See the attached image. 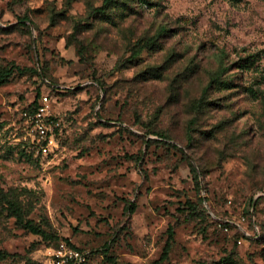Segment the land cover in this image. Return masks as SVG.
Wrapping results in <instances>:
<instances>
[{
  "label": "rangeland",
  "instance_id": "1",
  "mask_svg": "<svg viewBox=\"0 0 264 264\" xmlns=\"http://www.w3.org/2000/svg\"><path fill=\"white\" fill-rule=\"evenodd\" d=\"M104 2L0 0V264H264V0Z\"/></svg>",
  "mask_w": 264,
  "mask_h": 264
},
{
  "label": "built area",
  "instance_id": "2",
  "mask_svg": "<svg viewBox=\"0 0 264 264\" xmlns=\"http://www.w3.org/2000/svg\"><path fill=\"white\" fill-rule=\"evenodd\" d=\"M49 106V96L43 95L36 108L30 113L26 112L25 116L30 120L33 125L32 130L38 134L39 139L51 142L52 139L48 135L53 131L54 119L49 114ZM48 148L49 145L44 146L43 151L47 152ZM88 260L89 252L87 250L62 240L58 246L51 248L50 257L46 264H86Z\"/></svg>",
  "mask_w": 264,
  "mask_h": 264
},
{
  "label": "trees",
  "instance_id": "3",
  "mask_svg": "<svg viewBox=\"0 0 264 264\" xmlns=\"http://www.w3.org/2000/svg\"><path fill=\"white\" fill-rule=\"evenodd\" d=\"M114 0H105V2H104V4H103V6H106V5H111L112 4V2H113ZM104 9V7H100L99 8V10H103ZM19 71V72H23L24 71V69H22V68H20L19 66H12V67H9V68H7V67H5V68H3V69H1L0 70V84L1 83H3V82H5L11 75H12V73H14V71ZM220 81V79H218V78H214L211 82H213V83H217V82H219ZM233 80H226L225 82H223L224 83V85H225V87L226 86H228V85H233L234 84V82H232ZM50 82V81H49ZM51 83V82H50ZM39 103V102H38ZM38 103H37V99H35V102H34V108H36V106L38 105ZM191 126H189V131L191 130V128H190ZM158 134H160L161 136H164V134L163 133H158ZM0 201L2 202V203H4L5 204V207H6V209L12 214V215H14V216H16L17 218H18V220H22L23 219V213H22V210L20 209V207H19V205L14 201V200H12V199H10V198H8L7 196H6V194H4L2 191L0 192ZM128 210H129V212H134L135 210H136V206L134 205V204H129V207H128ZM38 231V230H37ZM39 231L42 233L43 232V230H40L39 229ZM44 233V232H43ZM174 236H175V231H174V227L173 226H169V228H168V241H167V243H166V246H165V248H164V251H163V253H162V256H161V261L162 260H165V259H168V257H169V253H170V251H171V248H172V245H173V242H174ZM243 236H245L246 238H248V239H251V240H259V238H261L262 236L259 234V232L254 228L253 229V231H252V235L250 236H247V235H245L244 233H243ZM63 240H65V241H68V242H70V240H68V239H63ZM62 240H59L58 242H56V244L53 246V247H56V246H58L59 245V243L61 242ZM70 243H72V242H70ZM75 245V244H74ZM76 247H79V248H81V249H83L82 247H80V246H77V245H75ZM111 259H113V258H111ZM90 260V259H89ZM89 260H88V262L86 263V264H88L89 263Z\"/></svg>",
  "mask_w": 264,
  "mask_h": 264
}]
</instances>
